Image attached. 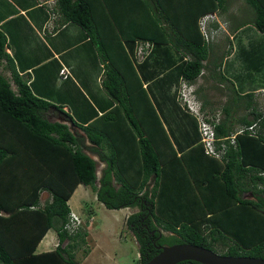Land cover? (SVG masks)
Masks as SVG:
<instances>
[{"label":"trees","instance_id":"1","mask_svg":"<svg viewBox=\"0 0 264 264\" xmlns=\"http://www.w3.org/2000/svg\"><path fill=\"white\" fill-rule=\"evenodd\" d=\"M244 1L262 47L264 0ZM224 8L225 0H55L52 30L78 26L101 64L105 97L99 100L67 72L55 87L60 65L49 66L54 58L40 63L51 55L47 47L39 60L26 62L15 50L9 55L11 36L0 26V264H81L73 248L85 231L66 228L67 201L78 184L105 208L136 209L125 216L124 228L136 244L137 264L157 247L177 243L264 259V111L257 110L251 88L239 94L220 72L231 42L225 37L226 49L217 56L210 27L216 25L212 13ZM208 14L205 38L200 20ZM141 42L150 46L141 56L132 53ZM248 43L234 54L244 66L259 56V44ZM200 76L226 97L219 110H205L202 87L193 88L214 137L234 133L233 143L214 141L225 146L219 158L205 154L196 118L177 98L179 81L193 85ZM87 151L103 164L98 177ZM43 191L49 197L40 204ZM246 191L250 198L242 196ZM49 229L56 245L35 252Z\"/></svg>","mask_w":264,"mask_h":264},{"label":"crops","instance_id":"2","mask_svg":"<svg viewBox=\"0 0 264 264\" xmlns=\"http://www.w3.org/2000/svg\"><path fill=\"white\" fill-rule=\"evenodd\" d=\"M239 1L244 0H225V7L239 6ZM54 5L55 0H0V26L4 27V25H6L7 29H5V31L7 35L11 36L12 44L11 47L8 46V48L5 49L6 52L11 55V51L15 50L22 59H25L24 61L28 62L29 60L41 59L42 55L47 54L46 48L43 49V47H47L51 55L48 54L45 58L41 59L40 63H44L45 61L54 58L55 61H51L49 63V66H54V62L60 65L58 69L59 76L54 82L56 85L55 87H58V85H61L63 83L65 77L59 74V70L65 68L68 76L72 78V81L75 84H77L78 81L83 82V87L88 92V96L90 98L99 100L100 98L105 97L104 92L102 91L99 84L102 69L101 64L96 61L95 56L92 52V47L88 44H85V40L82 41V32L78 28V26L72 23H66L58 27L55 31L52 30L54 24L53 22L55 20V14L53 19H49L47 10L51 12ZM236 11L241 13L239 11V7L236 8ZM212 14L215 15L214 18L216 22L214 23L216 25H212L214 23L211 22L212 26L210 27V29H217V32L211 39V43H215L220 35H228L230 39H232L234 35H236L237 38L236 43H234L235 45L233 44V48L231 49L230 53L222 58L220 72L224 77H227L232 81L235 90L239 94L248 92L251 90L250 87H248V85H250L248 80L249 77L253 74L242 71L244 64L239 63L238 65L234 66L233 64H231V61L235 57L234 54L236 50H238L239 48L242 49L243 47H248L249 43L247 34L250 32L249 29H252L259 36L261 34L257 32L251 24L247 23L248 21L241 20L232 24L231 15L233 18V13L232 11L228 12V10H226L225 8L220 13L214 12ZM220 20L222 24L224 23L223 28L220 25ZM209 25L207 27H209ZM219 25L221 26V31H219ZM240 35L244 37L242 38V36ZM12 40L14 41V43H16L15 46H13L14 43H12ZM210 59L212 58H209V60ZM207 66L211 67L212 64H207ZM232 66L234 68H232ZM25 72L29 74V80H31V69H27ZM204 72H206L207 74V71L205 69L202 73L204 74ZM7 73L8 72L4 74L8 75ZM261 74H263V72ZM74 76L76 79H74ZM205 80L207 81V78H205ZM238 80H244V83L241 84ZM240 85L241 88L244 87V89H239L238 86ZM255 89L264 90V87L258 86ZM255 89H252L254 94H256L257 92L255 91ZM204 97L207 100L205 108H212V102L208 100V97L205 94ZM196 98L201 103L202 100L199 97ZM63 109L68 110L69 108L67 105H64ZM233 114L234 113H232V116ZM227 125H229V123ZM233 127L234 125L232 126V128ZM79 185L81 184H78L75 187L74 191ZM70 197L67 201V204L70 200ZM55 237L49 236L48 241L45 242V244L41 245V249L43 251L52 249Z\"/></svg>","mask_w":264,"mask_h":264},{"label":"rangeland","instance_id":"3","mask_svg":"<svg viewBox=\"0 0 264 264\" xmlns=\"http://www.w3.org/2000/svg\"><path fill=\"white\" fill-rule=\"evenodd\" d=\"M243 2V3H242ZM243 4V5H242ZM239 6H227L225 7L228 12L232 11L233 18L232 24L237 21H248L252 16L254 15L253 9L245 3V1H239ZM241 5V6H240ZM232 7V8H231ZM239 7V12L236 11V8ZM48 12V18L53 19L50 16V13ZM217 16V15H216ZM220 17V16H219ZM220 25L222 28L224 27V23L222 24L220 20ZM219 25V31H221V26ZM250 32L248 35V42L253 41L255 44H259L258 50H259V56L257 57V61L254 62V60H248L246 62L244 69H247L249 73H253L252 76L249 77V84L248 87L251 89H255L258 86L264 87V83L262 80L264 79V43L261 47V44L263 42V39L260 38V36L254 32L252 29H249ZM242 36V35H240ZM238 36V37H240ZM259 36V37H258ZM227 37L231 42V49L233 48V44L236 43V35L232 39L228 37V35L222 36L220 35L217 40L215 41L214 50L217 52V56L221 55V52H224L226 49V39ZM244 36H242L243 38ZM257 37V38H256ZM235 45V44H234ZM132 53L135 52V45L133 47ZM263 55V56H261ZM211 57V55H210ZM253 57V56H252ZM233 58V57H232ZM242 59V58H240ZM231 61V60H229ZM241 64L238 57H234L231 61V64L238 65ZM231 67V66H230ZM246 67V68H245ZM232 68H234L232 66ZM262 69L257 70V69ZM228 69V68H227ZM234 70V69H233ZM243 72L245 70L242 69ZM263 72V74H261ZM206 72H204V75ZM241 84L244 83V80H238ZM190 86H185L181 81L177 83L175 86L176 90H180L182 87L184 88L185 94H190V90L192 88H195L196 86H201V93H204L210 102H212V108L219 110L217 108H220L223 102L225 101L226 97L223 94H220L217 91H214L211 86L212 80L208 79L207 81L205 78L198 77ZM239 89L241 88V85L238 86ZM256 94H253V98L256 102V108L258 111L263 112L264 111V90H257L255 89ZM191 95V94H190ZM188 97V95H187ZM189 106L192 111H196V108L198 106V103L196 105V102H189ZM206 110V108H205ZM234 118H238L242 114V110L233 111ZM50 119H56V115H49ZM193 116V115H192ZM249 118V116H247ZM77 135L83 136L82 133L79 130H76ZM83 143L87 146L89 143L84 140ZM88 152V151H87ZM88 154L96 161V176L98 177L100 175L101 168L103 167V164L98 161L97 156L93 155L88 152ZM243 197H251V194L249 191L243 192ZM49 195L47 192L43 191L40 194V204H43L45 200H47ZM68 205L70 207L71 212L80 220V225L75 228L79 230L80 228L85 231V237L84 242L81 244H78L73 248L74 258L81 264H137L136 263V244L131 238L130 234L125 231L124 228V218L127 214L130 212L136 211L135 208H118V209H108L105 208L101 203H99L92 192V190L89 187L79 185L77 189L72 193L70 200L68 202ZM70 231V230H69ZM164 233V232H163ZM49 236L55 237V233L52 229H49L46 234L43 236V238L40 240L36 252L43 251L41 249V245L45 244V242L48 241ZM57 240L56 237L53 242L52 248L55 246ZM66 242L71 243V241L67 240L64 241L63 244ZM77 242V241H76ZM214 249H216L218 252H223L225 247L219 244H216ZM85 250H87L85 252ZM136 259V260H135Z\"/></svg>","mask_w":264,"mask_h":264},{"label":"water","instance_id":"4","mask_svg":"<svg viewBox=\"0 0 264 264\" xmlns=\"http://www.w3.org/2000/svg\"><path fill=\"white\" fill-rule=\"evenodd\" d=\"M158 252L144 264H175L190 260L200 264H264V259L249 256H229L190 243L161 245Z\"/></svg>","mask_w":264,"mask_h":264},{"label":"built area","instance_id":"5","mask_svg":"<svg viewBox=\"0 0 264 264\" xmlns=\"http://www.w3.org/2000/svg\"><path fill=\"white\" fill-rule=\"evenodd\" d=\"M50 16H51V18H53L54 13H50ZM211 17L212 16L208 14L200 20V24H201L200 29H201L205 38H208V33L206 32V27H205V21L207 18H211ZM211 33H213V32H211ZM149 46H150V44L148 42L139 43L138 46L136 47V51H135L136 55L139 54V56H141ZM65 73H66V71L64 68L59 70V74H61L62 76H65L64 75ZM177 92H178L177 93L178 101L180 100L182 102L181 104H184L185 107L187 108V111L196 118L197 125H198L199 139H200V142H202V144H203V149H204L205 154L219 158L220 155L223 153L225 146H224V143H222V142L219 146H217L214 143V141L217 139L222 140V139L227 138L228 143H233L234 135L232 134V135H230L228 137H224L222 139H219V138L216 139L214 137L213 125L204 121V119L202 117L203 115H202L201 111L199 110V107L197 106L196 111L191 110V108L189 106V102L195 103L192 100L191 95L187 94L188 95V97H187L183 87L180 90H178ZM215 117H216L215 121H217L218 120V114H216ZM79 223H80V220L72 212H70L69 220H68V223L66 224V228L70 230L72 228H75Z\"/></svg>","mask_w":264,"mask_h":264},{"label":"clouds","instance_id":"6","mask_svg":"<svg viewBox=\"0 0 264 264\" xmlns=\"http://www.w3.org/2000/svg\"><path fill=\"white\" fill-rule=\"evenodd\" d=\"M212 35H215L216 34V32H217V29H212ZM142 59V58H141ZM187 86H190V85H187ZM190 94H191V98H192V100L194 101V102H196V104L198 103V107H199V102H198V100H197V98L194 96V93H193V88L191 89V91H190ZM231 134H234V133H231ZM127 208V207H126ZM56 245V244H55Z\"/></svg>","mask_w":264,"mask_h":264}]
</instances>
